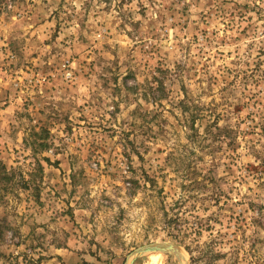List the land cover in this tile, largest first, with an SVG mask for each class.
Returning a JSON list of instances; mask_svg holds the SVG:
<instances>
[{"label":"rangeland","instance_id":"1","mask_svg":"<svg viewBox=\"0 0 264 264\" xmlns=\"http://www.w3.org/2000/svg\"><path fill=\"white\" fill-rule=\"evenodd\" d=\"M1 161L0 264H264V0H0Z\"/></svg>","mask_w":264,"mask_h":264},{"label":"trees","instance_id":"2","mask_svg":"<svg viewBox=\"0 0 264 264\" xmlns=\"http://www.w3.org/2000/svg\"><path fill=\"white\" fill-rule=\"evenodd\" d=\"M201 117H204L201 115ZM196 118V117H195ZM195 118L193 121L195 122ZM216 130L218 131V134L216 137H220L221 135L225 138L228 139H233L231 138V131H233V128L229 126H222L219 124V122H216L215 124ZM41 130V131H40ZM213 128L210 129L209 133H213ZM224 132V133H223ZM35 135L40 136L41 142L40 146L42 148L46 149L49 147V144L46 142V138H48L49 131L46 128H40L39 131L34 132ZM42 134H45L47 136L43 137ZM216 141L221 140L220 138H216ZM36 143V142H35ZM49 161V159H47ZM42 169V168H41ZM22 178H17V175L14 171H10L9 168L4 164L2 161L0 162V192H9L13 191L15 189L16 185H21L25 187L26 189H31L32 188V183L34 179L31 180H26L21 174ZM7 218L0 217V238L3 239L5 236V231L7 230Z\"/></svg>","mask_w":264,"mask_h":264},{"label":"water","instance_id":"3","mask_svg":"<svg viewBox=\"0 0 264 264\" xmlns=\"http://www.w3.org/2000/svg\"><path fill=\"white\" fill-rule=\"evenodd\" d=\"M149 250H168V251H173L174 253H176L177 255H179V252L177 250V248L173 245V244H169V243H150L147 245H144L140 248H138L135 252L134 255H140L146 251Z\"/></svg>","mask_w":264,"mask_h":264}]
</instances>
